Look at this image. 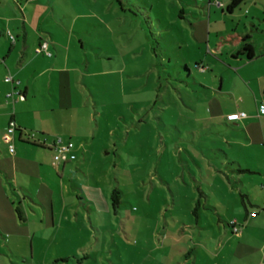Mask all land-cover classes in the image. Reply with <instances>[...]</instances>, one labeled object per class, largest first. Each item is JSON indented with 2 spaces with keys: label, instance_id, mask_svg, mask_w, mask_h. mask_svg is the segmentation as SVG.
<instances>
[{
  "label": "crops",
  "instance_id": "0c3cea01",
  "mask_svg": "<svg viewBox=\"0 0 264 264\" xmlns=\"http://www.w3.org/2000/svg\"><path fill=\"white\" fill-rule=\"evenodd\" d=\"M105 1L107 5L109 2V13L99 12L96 0H0V239L29 241L33 258L36 257L35 241L44 237L51 241H71L77 235V228L72 224L83 217L73 195L80 189L76 196L83 198L90 186L85 190L81 184H76L80 170H72L75 169L72 164L79 152L84 149V157L88 152V138L81 127L84 125L78 122L79 112L91 108L84 99V87L92 90L94 82L90 81L89 85L85 77L109 75L120 80L124 88L134 74L145 71L149 75L147 62L141 72L135 69V60L139 57L149 59L151 55L158 70V66L164 68L158 58L171 56L158 40L153 45L147 38L146 48L141 49L134 44V30L149 34L152 28L150 0H116L126 7L124 12L139 19L140 25L126 27L130 33L124 40V50L119 48L118 40L124 19L119 21L117 15L112 17L111 0ZM170 1L167 14L163 9L161 17L155 18L162 24L159 31H174L172 38L180 52L183 44L196 45L200 52L205 48V63H196L198 71L205 74L209 70L212 80H221L219 88L213 81H196L186 66L189 73L186 80L180 78V82L194 85V90L199 87L209 100L204 102L199 114L197 105L191 101L192 95L185 90L184 99L182 89L176 88L187 110L183 113L182 104H175L179 114L175 113L178 120L173 127L182 140V127L186 126L184 130L190 134L192 144L199 141L197 133L203 138L200 133L208 134L215 125L229 128L232 132L218 129V133L224 134L221 144L232 145L239 153L232 155L224 146L214 149L227 157V163L237 170H219L215 160L221 155L194 153L192 149H183L181 141L177 154L180 161L187 162L189 170L175 172L176 195L171 204H167L169 210L180 212L171 216V221L163 215L161 228L160 219L155 218L146 238H133V242L141 241V245L131 250L129 257L133 258V264H264V109L259 107L264 105V0H243L231 11L226 8L229 0H218L220 4L217 0H207L203 11L194 0L197 9L187 12L192 14L191 19H186V12ZM227 16L230 24L224 29H212L218 21L226 24ZM112 23H116L115 28ZM43 41L48 43V53L37 50ZM227 44L229 47L224 51ZM114 60L128 62L119 68L113 65ZM101 62L108 63L107 69H90L91 64ZM157 74L159 78L160 71ZM7 75L12 79H6ZM207 76L204 75V80ZM226 76L233 87L224 91ZM104 85L108 88L107 80ZM15 90L20 95L7 96ZM112 91L111 88L110 93ZM220 93L237 96L235 104L229 109L221 107V99L216 97ZM93 101L95 109L99 104L94 98ZM238 111L245 112L246 116L237 120L226 118L227 114ZM183 115L187 117L185 122ZM11 120L16 129L8 143L3 140V134ZM159 121L163 124V120L159 118ZM97 126L96 123V127H91L92 136ZM30 132L34 133L32 139ZM58 137L64 143H72V157L54 162L52 143ZM159 137L166 146L164 136ZM10 144L14 148L12 152ZM183 150L196 168L184 158ZM235 172L238 178L232 181L230 177L234 178ZM99 176L95 172L92 176L98 191L88 197L89 201L79 203L85 204L87 209L93 206L97 211L104 210L110 218L112 208L118 204L114 205L106 193L102 197ZM216 178L219 179L217 184ZM71 186L73 190L69 189ZM257 187L261 195L255 196L252 189ZM196 202L199 207L194 215L192 209ZM17 205L24 211V221H20L15 212ZM254 208L256 215L251 216ZM68 209L72 214L66 211ZM231 221L237 230L233 229ZM40 225L56 231L38 233ZM146 225L149 228L147 220ZM60 228L65 232L59 234ZM138 232L139 227L135 233ZM171 247L176 252H171ZM60 256L68 257V252H51L46 254L45 260L49 258L53 262L62 258Z\"/></svg>",
  "mask_w": 264,
  "mask_h": 264
},
{
  "label": "rangeland",
  "instance_id": "374dc122",
  "mask_svg": "<svg viewBox=\"0 0 264 264\" xmlns=\"http://www.w3.org/2000/svg\"><path fill=\"white\" fill-rule=\"evenodd\" d=\"M150 1L151 5L153 4L149 8L150 16L153 19L151 21L152 28L149 34L145 31L134 30V44L139 45V49H141L146 48L147 38L153 45L158 40L168 49L171 55L170 58H165V56L158 58V60L161 59L160 62L164 64V68H159L158 66L157 70V63L156 61L153 62L151 55L149 59L145 56L139 57L135 60V69L141 72L143 65L146 66L148 63L147 69L149 70V75L145 74V71L143 74H134L132 79L129 78L127 81V87L125 84L124 88H122L123 85L120 80L113 79L109 75L85 77L88 84L90 81L94 82L92 90L84 87V99L89 103L87 105L91 108L88 107L89 111H86V108L82 109L78 115V122L80 125H84L81 127L88 138L86 142L88 152L85 154V157L82 153L84 149L79 152L78 158L72 164L75 169L72 170H80L79 180L76 184H81L85 190L90 186V191H84L85 197L83 196L81 199L76 196V194L79 195L80 189L75 190L76 194L73 193V199L79 204L83 216L79 221L72 224L77 228L76 238L71 241L58 239L51 241L46 237L42 240L40 238L34 242L36 257L33 258L29 241L14 242L4 237V239H0V264H133V258L129 257L130 251L140 248L141 245V241L133 242V238L135 240L146 238L145 235L151 232L150 230L155 218L160 219L161 228L164 223L163 215H166L165 218L171 221V216L173 217L180 212L178 209L169 210L167 204L170 205L176 195L174 191L175 172L177 170H189L187 162L180 161L177 154L180 151L177 147L180 146L181 141L183 142V149H192L197 154L204 152L221 155L214 148H222L223 146L232 155L239 153L236 147L223 142L221 144V141L224 140V134L218 133V129L225 130L227 133L231 131L223 125L213 126V130L208 132V134L199 132L203 135V138L197 133L199 141L194 144L190 143V134L185 132L186 126H183L182 140H180V134L173 127L175 121L178 120L175 113L179 114V110L175 109V104H182L183 113L187 109L184 108L185 106L176 88L182 89L184 99L186 97L185 90L192 95L191 101L193 105H197L199 114L202 105H205L204 102L209 100L207 95L205 96L206 93L199 87L194 90V85L189 84L187 86L180 82V78L186 80L189 73L186 66L190 68L191 77H194L196 81H213L214 85L219 88L221 87V80L216 78L212 80V74L209 70L205 74L198 71L199 68L196 63L198 61L205 63V48L200 52V49L196 45L188 47V45L183 44L182 51L180 52L177 48L178 44L172 38L174 31L169 33L167 32L168 30L159 31V26L162 24L160 25L155 18L161 17L163 9H165V13L167 14L171 1ZM96 2L95 7L99 12L109 13V2L108 5L105 0H96ZM172 3L186 12L184 15L186 19L192 18V14H188V11L197 9L194 0H173ZM197 3L202 11L207 6V0H197ZM110 5L113 6L112 17L117 15L119 21L124 19V21H121V28L119 29L122 30V33L118 32L119 48L124 50L125 47H122L124 40L126 39V35L130 33L126 27H129L131 24L133 28L140 26L139 19L129 15V13H126L127 11L124 12L126 7L116 0H111ZM106 17L110 18L109 15H106ZM225 20L226 24L218 21L213 24L212 29H216V27L224 29L225 26L230 24L228 16L225 17ZM115 24L112 27L115 28ZM186 24L188 26V23ZM262 33L260 32L261 35ZM159 34H162L163 37L161 38ZM184 34L183 32V37ZM225 47L224 51H227L229 44ZM209 56L207 59H210ZM127 62L122 63L121 60L115 62L114 60L113 65L120 68ZM127 65L128 69H130V64L128 63ZM107 67V62H101L100 64L95 63L94 66L91 64L90 69L103 71ZM82 68H84V64H82ZM124 70L125 72L128 71L127 68H124ZM158 71H160L159 78ZM204 75H208L206 80H204ZM124 76L126 77V75ZM104 80H107L108 88L104 85ZM187 80L188 82L192 81L191 79ZM80 81L86 83L81 78ZM229 86L233 87L231 80L226 76L223 90H227ZM111 88L113 90L112 93H110ZM216 97L219 101L221 99L220 106L228 109L235 104V98H237V96L225 93L217 94ZM93 98L99 104L95 109H93L95 102ZM158 117L163 120V124L159 121ZM182 120L184 122L187 121V117L183 115ZM96 123L98 124L97 130L94 132V136H92L91 127H96ZM28 135H31V139L34 138L33 132H30ZM159 135L164 136L166 146L161 142ZM105 148H109V152H104ZM182 153L190 165L196 168L186 151L183 150ZM227 162V157L223 155L218 156L215 160L219 170H228L230 168L237 170L235 166ZM82 170L87 176H84ZM99 170L101 172L100 176ZM94 172L96 176H99L102 197L106 193L109 195L110 201H112L113 190H119V203L117 207L112 208L110 218L107 217L104 210L97 211L93 206L87 209L84 207L85 204L81 205L79 203L89 201L88 197L98 191L93 185L92 176ZM185 173L186 178L189 180V174L186 171ZM234 174V178L230 177L232 181L238 178L237 173L235 172ZM262 181L264 183L263 177ZM65 182L69 184V180L65 179ZM215 182L216 184L219 183V179L216 178ZM76 184L72 183V186ZM72 186L69 187L70 190L74 189H71ZM258 190V187L256 189L253 188L252 194L255 196L261 195L260 190ZM69 199L67 197V200ZM66 211L72 214V211H69V209ZM254 211H257V209H253V212L250 213L251 216L256 215ZM214 216L216 217L215 212ZM146 220L149 228L146 225ZM137 227H139V232L135 233ZM61 228L58 231L59 234L65 232ZM53 231H56V229H49L46 226L40 225L38 233L42 232L46 234ZM65 250L68 252L67 258L60 256L62 258L53 262L49 258L47 261L45 260L46 254L49 255L51 252L56 253ZM170 250L173 252L175 248L172 249L171 247Z\"/></svg>",
  "mask_w": 264,
  "mask_h": 264
},
{
  "label": "built area",
  "instance_id": "2783aa9c",
  "mask_svg": "<svg viewBox=\"0 0 264 264\" xmlns=\"http://www.w3.org/2000/svg\"><path fill=\"white\" fill-rule=\"evenodd\" d=\"M217 4H220L219 1H216ZM10 37H12L10 35ZM48 47V43L47 41H43L39 47H38V51H43L45 53H48L47 50ZM6 79H12V77L10 75L6 76ZM13 94H17L20 95L19 91L15 90L13 92H9L7 94L8 97L12 96ZM260 109L263 110L264 109V105L260 104L259 105ZM246 114L243 111H238V112H232L226 115V118L228 120H237L240 118L245 117ZM16 129L15 123L13 120H11L8 124V126L6 127V130L3 134V140L10 143L11 142V137L12 134L14 132V130ZM52 148H53V160L54 162H58V161H63V160H67L69 158L72 157V155L70 154L71 148H72V143L68 142V143H64L61 141L60 138H56V140L52 143ZM9 150L12 152L14 150L13 145H9ZM230 224L233 226L234 230H237V228L235 227L234 222L231 221Z\"/></svg>",
  "mask_w": 264,
  "mask_h": 264
},
{
  "label": "trees",
  "instance_id": "16d2710c",
  "mask_svg": "<svg viewBox=\"0 0 264 264\" xmlns=\"http://www.w3.org/2000/svg\"><path fill=\"white\" fill-rule=\"evenodd\" d=\"M242 1L243 0H229L228 4L226 6L227 10L231 11L232 9L238 7L241 4ZM118 193H119V190H117V189L113 190L112 202H113L114 205L119 203ZM198 207H199V204H198V202H196V204L193 206V209H192V212H193L194 215H197ZM15 212H16L19 220L20 221H24L25 215H24V211H23V209L21 208L20 205L16 206Z\"/></svg>",
  "mask_w": 264,
  "mask_h": 264
}]
</instances>
